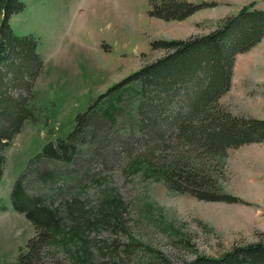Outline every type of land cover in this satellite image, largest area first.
<instances>
[{
    "label": "rangeland",
    "instance_id": "rangeland-1",
    "mask_svg": "<svg viewBox=\"0 0 264 264\" xmlns=\"http://www.w3.org/2000/svg\"><path fill=\"white\" fill-rule=\"evenodd\" d=\"M21 1L25 9L11 17V27L17 35L39 39L44 69L35 82L37 118L26 121L5 150L0 264H17L20 250L36 233L25 213L15 209L11 193L17 177L47 142L65 138L77 114L99 95L166 54L152 50V41L209 33L252 1L264 8V0H215L217 6L201 9L206 19L167 21L150 16L149 0ZM220 101L234 115L264 118V39L238 55L231 89ZM106 130L102 125L97 134ZM101 153L78 159L53 182L34 179L27 186L30 193L44 195V203L53 196L63 227L79 233L74 240L69 235L67 244L53 246L44 264H72L74 255L88 264H151L150 248L172 264H183L197 255L220 256L235 245L264 241V141L230 149L225 164L214 171L235 202L174 193L144 167L135 169L130 161L144 153L139 140ZM104 192L116 195L106 219L96 210ZM78 194L83 208L71 215L67 203Z\"/></svg>",
    "mask_w": 264,
    "mask_h": 264
},
{
    "label": "trees",
    "instance_id": "trees-1",
    "mask_svg": "<svg viewBox=\"0 0 264 264\" xmlns=\"http://www.w3.org/2000/svg\"><path fill=\"white\" fill-rule=\"evenodd\" d=\"M149 2L150 16L167 21H182L218 5L215 0ZM255 5V1L244 5L209 33L152 41V50L163 49L166 54L109 87L77 114L76 125L65 138L50 140L29 161L11 195L15 209L25 213L36 233L20 250L17 264H44L53 246L67 244L69 235L73 240L79 235L76 229L70 233L63 227L53 196L44 203V195L30 193V181L53 182L67 166L101 156L106 148L139 140L145 154L130 165L144 167L148 176L163 181L174 193L206 201L237 200L218 184L214 171L225 164L230 149L264 141V118L234 115L220 100L231 89L238 55L264 39V8ZM24 9L21 0H0V180L6 148L26 121L37 118L34 89L44 69L39 39L17 35L11 27V17ZM122 118L124 123L118 124ZM102 125L107 132L98 135ZM51 161L56 166L49 167ZM112 194L104 192L96 207L104 219L116 198ZM71 199L67 210L73 215L83 205L79 194ZM148 251L151 264H172L159 251ZM72 260V264H88L84 257L74 255ZM183 264H264V241L235 245L220 256L197 255Z\"/></svg>",
    "mask_w": 264,
    "mask_h": 264
},
{
    "label": "crops",
    "instance_id": "crops-1",
    "mask_svg": "<svg viewBox=\"0 0 264 264\" xmlns=\"http://www.w3.org/2000/svg\"><path fill=\"white\" fill-rule=\"evenodd\" d=\"M193 1V0H192ZM203 10V9H202ZM202 10H199V11H197L196 13H194L193 15H191L190 17H188L187 19H191V18H193L194 16L196 17V18H200V19H206V18H204V16H205V14L202 12Z\"/></svg>",
    "mask_w": 264,
    "mask_h": 264
}]
</instances>
